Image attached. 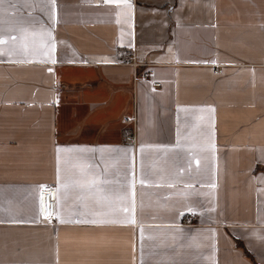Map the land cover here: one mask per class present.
I'll use <instances>...</instances> for the list:
<instances>
[{
	"label": "crops",
	"instance_id": "1",
	"mask_svg": "<svg viewBox=\"0 0 264 264\" xmlns=\"http://www.w3.org/2000/svg\"><path fill=\"white\" fill-rule=\"evenodd\" d=\"M0 264H264V0H3Z\"/></svg>",
	"mask_w": 264,
	"mask_h": 264
},
{
	"label": "built area",
	"instance_id": "2",
	"mask_svg": "<svg viewBox=\"0 0 264 264\" xmlns=\"http://www.w3.org/2000/svg\"><path fill=\"white\" fill-rule=\"evenodd\" d=\"M134 68L138 67V63L135 61L134 56H129L127 59ZM215 72L221 73L222 69H215ZM152 69L145 70L139 74L135 73L134 78L147 79L151 77ZM154 86H160V82H154ZM124 122L130 126L127 139L134 140V127L136 124V117L134 115H128L124 117ZM39 200V217L44 223H53L56 220V185L54 183H48L40 186L38 190Z\"/></svg>",
	"mask_w": 264,
	"mask_h": 264
},
{
	"label": "snow or ice",
	"instance_id": "3",
	"mask_svg": "<svg viewBox=\"0 0 264 264\" xmlns=\"http://www.w3.org/2000/svg\"><path fill=\"white\" fill-rule=\"evenodd\" d=\"M105 2H107V0H105ZM0 3H3V0H0Z\"/></svg>",
	"mask_w": 264,
	"mask_h": 264
}]
</instances>
